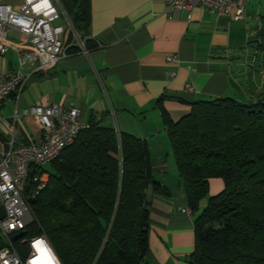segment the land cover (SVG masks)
<instances>
[{"label":"crops","instance_id":"crops-1","mask_svg":"<svg viewBox=\"0 0 264 264\" xmlns=\"http://www.w3.org/2000/svg\"><path fill=\"white\" fill-rule=\"evenodd\" d=\"M248 3L245 18L238 20L204 6L169 12L165 0H88L90 25L82 38L88 52L70 45L51 70L34 73L18 96L1 103L0 139L14 138L16 144L39 140L40 123L23 109L57 103L79 108L81 120L89 124L146 141L155 179L171 191L163 196L148 190L147 260L193 264L197 214L183 211L190 206L163 111L177 121L196 101L229 96L251 102L264 92V50L253 43L249 19L254 14ZM10 33L18 41H3L9 50L0 54V73L17 69L27 49L19 30ZM65 33L69 38V30ZM174 55L178 61H169ZM209 183L211 196L224 189L222 178ZM8 241L0 229V246Z\"/></svg>","mask_w":264,"mask_h":264},{"label":"trees","instance_id":"trees-1","mask_svg":"<svg viewBox=\"0 0 264 264\" xmlns=\"http://www.w3.org/2000/svg\"><path fill=\"white\" fill-rule=\"evenodd\" d=\"M61 1L84 38L88 0ZM260 19L253 41L264 49V15ZM163 116L197 214L192 263L264 264V92L251 102L196 101L177 121ZM42 170L49 181L30 202L33 219L23 237H11L22 258L29 239L45 235L61 264H149L148 190L171 191L156 181L146 141L125 132L119 137L115 128L92 121ZM214 177L223 179L224 189L211 196Z\"/></svg>","mask_w":264,"mask_h":264},{"label":"built area","instance_id":"built-area-1","mask_svg":"<svg viewBox=\"0 0 264 264\" xmlns=\"http://www.w3.org/2000/svg\"><path fill=\"white\" fill-rule=\"evenodd\" d=\"M247 1L165 0L169 12L192 11L196 6H204L238 20L245 18ZM62 14L67 26L56 23ZM11 28L19 30L21 39L28 45L19 56L18 68L0 73V104L12 95L18 96L34 73L51 70L70 45H79L83 52H88L59 0H20L16 3L0 0V54L9 50L3 41L8 39ZM68 30L71 42L66 39ZM169 61L176 62L178 57L170 56ZM187 88L192 89V85L187 84ZM80 113L77 107L57 103L28 106L23 114L38 120L42 131L40 139L28 144H16L14 138L0 139V201L6 211L5 217L0 219V229L9 236L8 243L0 248V264H61L45 235L29 239L30 252L26 258L21 257L11 237L23 232L33 219L28 198L35 199L49 181V174L42 168L71 145L82 129L89 127V123L81 120ZM117 135L120 137L119 130ZM183 211L192 213L190 208Z\"/></svg>","mask_w":264,"mask_h":264},{"label":"rangeland","instance_id":"rangeland-1","mask_svg":"<svg viewBox=\"0 0 264 264\" xmlns=\"http://www.w3.org/2000/svg\"><path fill=\"white\" fill-rule=\"evenodd\" d=\"M4 1H8V0H4ZM248 2H249L248 3V8L254 14V19L253 18H252L253 20L249 19L250 26H251V28H249L250 29V34L252 36H256V30H257V27L259 25V15H260V13L264 14V0H248ZM65 21H66L65 20V15L62 14V17L59 20H57L56 23L65 24V26H67ZM15 36H14V33H10L8 40L9 41H18V37L17 36L15 37ZM253 43L256 44L257 42H253ZM47 167H48V169L51 168V167H49V165H47Z\"/></svg>","mask_w":264,"mask_h":264},{"label":"water","instance_id":"water-1","mask_svg":"<svg viewBox=\"0 0 264 264\" xmlns=\"http://www.w3.org/2000/svg\"><path fill=\"white\" fill-rule=\"evenodd\" d=\"M32 178H33V175H31V178L29 179V182H28V188L30 187L31 185V182H32ZM30 202H33L34 199L33 198H28ZM6 215V211H5V207L3 204H0V219L4 218ZM25 234V232H20L18 234H15L13 235V239L16 240V239H19L21 237H23Z\"/></svg>","mask_w":264,"mask_h":264}]
</instances>
